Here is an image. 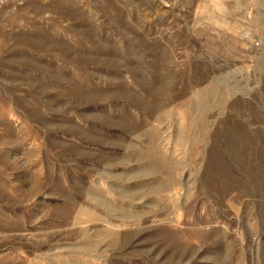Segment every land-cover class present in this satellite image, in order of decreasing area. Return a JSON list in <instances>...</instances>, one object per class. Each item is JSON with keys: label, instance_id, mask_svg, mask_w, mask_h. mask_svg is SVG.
Masks as SVG:
<instances>
[{"label": "rangeland", "instance_id": "rangeland-1", "mask_svg": "<svg viewBox=\"0 0 264 264\" xmlns=\"http://www.w3.org/2000/svg\"><path fill=\"white\" fill-rule=\"evenodd\" d=\"M0 264H264V0H0Z\"/></svg>", "mask_w": 264, "mask_h": 264}]
</instances>
